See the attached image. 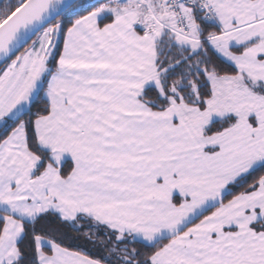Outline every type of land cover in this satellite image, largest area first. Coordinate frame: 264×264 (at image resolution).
<instances>
[{
    "label": "snow or ice",
    "instance_id": "1",
    "mask_svg": "<svg viewBox=\"0 0 264 264\" xmlns=\"http://www.w3.org/2000/svg\"><path fill=\"white\" fill-rule=\"evenodd\" d=\"M0 264H264V0H0Z\"/></svg>",
    "mask_w": 264,
    "mask_h": 264
}]
</instances>
